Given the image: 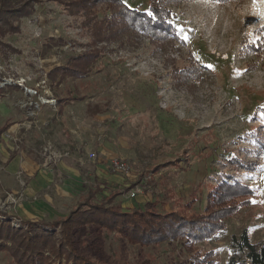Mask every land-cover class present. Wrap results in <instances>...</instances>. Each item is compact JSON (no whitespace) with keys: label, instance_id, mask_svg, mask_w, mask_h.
<instances>
[{"label":"rangeland","instance_id":"rangeland-1","mask_svg":"<svg viewBox=\"0 0 264 264\" xmlns=\"http://www.w3.org/2000/svg\"><path fill=\"white\" fill-rule=\"evenodd\" d=\"M30 1V13L14 18L19 32L0 36V127L12 123L0 134V219L23 227L26 219L51 221L94 187L97 201L124 209L157 201L171 211L197 198L201 211L208 187L232 175L256 193L210 238L145 246L90 225L80 231L81 252L115 264H229L233 235L247 230L264 243V0L171 2L186 43L163 50L141 32L95 44L84 10ZM123 1L148 9L149 0ZM92 47L98 56L87 76L50 80V70ZM195 65L200 79L183 80L180 70ZM28 87L57 100L36 121L26 104L39 99ZM68 97L75 100L60 106ZM114 156L132 164L131 175L106 167ZM137 185L144 187L133 197ZM0 264L16 263L0 251Z\"/></svg>","mask_w":264,"mask_h":264},{"label":"trees","instance_id":"trees-1","mask_svg":"<svg viewBox=\"0 0 264 264\" xmlns=\"http://www.w3.org/2000/svg\"><path fill=\"white\" fill-rule=\"evenodd\" d=\"M178 1L149 0L147 10L131 7L123 0H61V3L67 8L84 10L87 17L84 24L92 33L95 44L125 32H141L155 40L163 50L166 45L175 44L176 41L186 43L172 21L173 11L169 7L171 2ZM215 1L225 3L237 0ZM32 8L30 0H0V36L19 32L14 18L27 15ZM71 11L76 12L75 9ZM190 55L193 56L192 51ZM97 56L98 49L92 47L81 55L70 57L66 64L50 70L48 76L52 81L59 77V83L68 76L83 78L92 70V62ZM186 68L179 69L183 80L200 79L201 67L195 65ZM54 83L58 85V82ZM66 100L75 98L59 99L60 106ZM10 126L11 123L6 122L0 127V134ZM232 160L245 165L240 159ZM99 191V187L90 189L83 203L65 216L51 221L26 219L24 222L27 226L23 227L14 225L11 219H0V251L9 252L16 264H115L81 252L79 234L82 228L96 225L99 229L117 232L133 244L145 246L182 237L191 242L203 241L223 230L229 217L241 207L249 205L256 188L232 175H222L220 180L208 187L201 211L194 210L197 198L185 202L181 205L183 208L171 211L161 210L157 201H146L132 209H124L108 205L107 201H97ZM0 214L5 215V212L0 210ZM44 225L54 230L46 229ZM232 247L235 251L229 264H264V243H253L247 230L239 236H232ZM236 250L244 253L245 259H236Z\"/></svg>","mask_w":264,"mask_h":264},{"label":"built area","instance_id":"built-area-1","mask_svg":"<svg viewBox=\"0 0 264 264\" xmlns=\"http://www.w3.org/2000/svg\"><path fill=\"white\" fill-rule=\"evenodd\" d=\"M41 84H42L41 86H47V81L43 80ZM40 90L41 89L39 87H28V89L26 90L29 96L39 99L35 101H30L26 104V106L27 107L29 106L28 108H30L28 111H30L29 114L34 119L33 121H36L35 119L37 118L38 114L42 110V106L44 104L56 105L57 103V100L55 98L49 97L46 93H41ZM45 92H47V89H45ZM96 156L97 155L95 152L91 153V158L93 160L96 159ZM108 169L112 173H117L121 175H131L133 166L127 159L114 156V157H111L108 161ZM143 187L144 186L142 185H137L136 187L132 189L131 195L133 197L138 196L137 192L142 191Z\"/></svg>","mask_w":264,"mask_h":264},{"label":"crops","instance_id":"crops-1","mask_svg":"<svg viewBox=\"0 0 264 264\" xmlns=\"http://www.w3.org/2000/svg\"><path fill=\"white\" fill-rule=\"evenodd\" d=\"M51 106H53V105H51ZM57 106V105H56ZM8 122V121H7ZM5 124V123H4ZM11 125H12V123H11ZM2 127V126H1ZM108 161H109V159L108 160H106V167L108 168Z\"/></svg>","mask_w":264,"mask_h":264}]
</instances>
